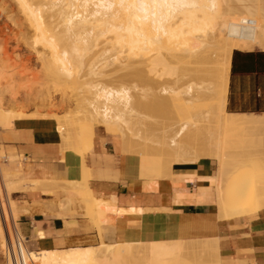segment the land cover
I'll return each instance as SVG.
<instances>
[{
  "label": "bare ground",
  "instance_id": "6f19581e",
  "mask_svg": "<svg viewBox=\"0 0 264 264\" xmlns=\"http://www.w3.org/2000/svg\"><path fill=\"white\" fill-rule=\"evenodd\" d=\"M12 2L17 5L19 12L24 14L25 20L32 28L34 35L32 50L36 52L37 47L41 46L40 51L37 50L36 59L45 66V82L39 85L37 91L26 95L25 99L38 101L39 106L43 107L48 104L50 88L59 90L58 93L60 92L62 97L68 95L67 90H71L76 97L73 111L66 113V116L55 117L50 122L62 129L63 134L67 130L66 138L61 135V130L54 131L58 132L55 134L62 136L63 140L59 141L65 146L62 143L61 145L69 149L65 151L60 147L62 151L72 152L82 159L81 181H68L67 185L68 189L74 191L78 200L86 202L85 198L89 197L92 203L90 204L94 205L89 213L97 222L102 219L97 216L95 206L100 205L105 209L108 204L101 199L93 198L88 189L90 171L83 161L87 139L83 132L84 128L100 129L108 135L121 133L124 138L128 133L139 139L134 126L136 124L141 126L150 114L151 117L158 114L161 117V114L168 115L166 112L171 108L172 110L180 108L178 110L180 112L188 108L184 113L181 112L186 115L182 123L179 121L180 123L173 124L172 128L168 127L162 141L164 147L158 149L162 150V156H174L175 162L183 157L177 161L178 164L198 163L205 156V147L200 144L201 146L195 149L194 145L204 142L206 133L214 126L211 120H217L218 125L226 128L225 130L229 129V132L235 129H242V133L244 130H253L257 133L264 131L263 116L256 117L258 114H252V117L243 114L234 116L227 114L225 110L232 52L256 48L264 50V0H12ZM7 65L10 66L0 59V130L12 129L17 121H24L33 116L20 113L13 116L15 113L11 112L9 105L14 107V103L17 102L15 88L19 83H13L15 80L10 78L12 70L10 71ZM19 89L17 87L18 93L24 88ZM29 90L32 91L31 88ZM192 108L195 109L189 110ZM18 114L24 117H18ZM36 115L33 119L39 117L43 119L47 114L43 117L41 114L39 117V114ZM51 132V137L49 135L48 137L52 140ZM220 133L223 131L220 130ZM60 135L58 137H61ZM130 136H127L128 139ZM55 137L56 139L54 137L53 139L58 140V137ZM232 141H235V138ZM186 149L189 153L190 149L192 150L190 155L193 159L185 155ZM254 156L246 152L227 155L225 159L217 162L214 179L191 175V180L196 179L203 185L187 197L195 198L196 194H200L213 200L216 204L217 219L250 216L254 213L250 211L257 203L252 206L248 204L249 208L251 206L250 209L247 208L248 205L241 206L250 203L245 200L250 186L243 172L249 164L259 167L258 160L261 159L256 160ZM1 166L0 163V195L5 194V202L2 203L0 197V247L4 249L8 220L13 224L19 212L16 210V203L14 204L9 197L17 187L13 181L4 180ZM257 169L260 171L261 168ZM258 171L256 172L259 175ZM187 176L175 175L181 177L180 179ZM180 179H177L179 184L172 181L173 186H179ZM248 181L251 183V180ZM212 182L215 184L213 195ZM84 189L86 192H83ZM183 197L182 194L176 195L175 201L179 202ZM242 201L247 203L243 204ZM234 210H241V213L236 211L239 215H230ZM97 224L95 227L98 228ZM42 238L41 236L40 239ZM172 241L162 239L138 241L144 243L141 248L137 247L138 254H142L139 258L142 264H183L186 259L190 262L191 259L198 261L201 258L207 264H212L213 257L220 255L217 238L190 240L189 244L188 240H185V243L183 240H179L181 242L176 240L179 243ZM100 243L98 246L39 249L28 253L22 248L23 259L26 264H120L130 257L132 246L136 242L100 241ZM181 245L188 247L185 249L186 252ZM214 253L216 254L213 255ZM215 258L219 261L218 264H222L221 258L220 260ZM216 261L213 263L217 264ZM4 264L11 262L6 260Z\"/></svg>",
  "mask_w": 264,
  "mask_h": 264
},
{
  "label": "crops",
  "instance_id": "0c3cea01",
  "mask_svg": "<svg viewBox=\"0 0 264 264\" xmlns=\"http://www.w3.org/2000/svg\"><path fill=\"white\" fill-rule=\"evenodd\" d=\"M227 88L228 112L264 115L263 49L232 52ZM51 128L50 121L24 120L17 121L13 130H0V157L9 152L1 175L17 187L9 196L19 212L13 226L18 222L20 235L27 240L26 248L23 246L27 253L76 247L99 239L97 228L83 216L82 208L72 205L67 209L76 199L74 191L63 184L62 189H68L70 194H51L57 182L81 181L83 176L81 157L72 152L63 156L58 142L48 140ZM103 132L85 140L83 161L90 171L91 196L108 204L105 209L97 205L98 217L106 224L103 235L112 241L104 243L217 238L222 264H264V209L251 216L217 219L210 199L200 194L187 197L203 183L180 179V185L173 186L171 179L160 178L153 187L148 177L141 175L142 159L118 154L117 138L111 142L113 148ZM89 152L92 153L85 156ZM215 168L211 160H202L174 164L171 172L203 177L213 175ZM36 183L45 186L38 187ZM180 194L184 197L176 202Z\"/></svg>",
  "mask_w": 264,
  "mask_h": 264
},
{
  "label": "rangeland",
  "instance_id": "374dc122",
  "mask_svg": "<svg viewBox=\"0 0 264 264\" xmlns=\"http://www.w3.org/2000/svg\"><path fill=\"white\" fill-rule=\"evenodd\" d=\"M12 3H14V2H12V0H0V59L3 62L5 61V64L8 63L10 65V66H8V65L7 66L9 67L10 71L12 70V72H10V74L12 73L10 78H12V80L13 79L15 80V81H13V83L14 84H15V82L19 83V84H16V88H15L17 102L14 103V107H13V105H9V106H11L10 110H11V112L15 113V114H13V116H16L17 113L24 114V115H27V116H30L31 114L33 115V116L31 115L32 116L31 118H29V117L26 118V116H25L26 119H24V120L53 121V119H55V117L57 118L58 116L59 117L60 116L61 117L66 116V113H70V111H73L74 104H76V97L74 96V93L70 92L71 90H67V91H69V93L67 92L68 95L65 96V97H62V94L60 92L58 93L59 90L57 91V90H55V88H50V90L48 91L49 92L48 93V99L49 100L47 99L48 104L47 105L45 104L44 105L45 107L44 106L40 107L39 104H38V101H35V100L28 101V100L25 99L26 95L30 94V92L32 94L33 91H37L38 90L37 88L39 87V85H41V84H43L45 82L44 81V80H46L44 78V76H45L44 67L45 66L42 65L41 62L36 59L37 50L39 49V51H40V49H41L40 47L41 46L37 47L36 52L33 51L34 49L32 48L33 47L32 45H33L34 35L32 33L33 32L32 28H30V26L28 25V22L25 20L24 14H22V12L21 13L19 12V9H18L17 5H15V3L14 4H12ZM31 36H33V37H31ZM15 75H16V77H15ZM22 84H24V85H22ZM26 85H27V87H25ZM29 86H31V87H29ZM17 87H19L20 89L24 88V89H22L24 91L21 90L18 93ZM25 88H26V90H25ZM29 88H31L32 91H30ZM27 89H28V92H27ZM49 95H50V98H49ZM24 100H26V101H24ZM22 101H23V103H22ZM18 102H21V104L18 103ZM28 102H29V104H28ZM33 104H35V105H33ZM173 109L174 110H172V108H171V109H169L170 110L169 112H166V113H168V115L161 114V117H159V114L158 115L156 114L157 116L154 115V116L151 117V114H150L149 118H147V120L144 123L141 124L139 122L141 124V126L136 124L134 126V130H135V133H138L139 139H136L132 135L130 136V134H128V133L125 135L126 138H124V136L122 137L121 133H114L113 135H108L107 133H105V132H103V131H101L99 129H91L89 127L84 128L83 132L85 134V138H87V139L91 138V137L94 138L96 136L98 137L100 132H103L105 134L106 140L109 141L110 143L112 142L113 138H117V140H118L117 148H118V145H119L118 154H122V155H137V156H139L142 159V162L144 163L143 167H142L141 175H142V177L147 176L148 180H149L148 183L152 182V184H151L152 186L155 183H157L158 179H160L161 177L162 178H166V176H168L167 178H169V179L171 178V181H175V183L179 184L177 179H180L181 177H175V175L172 177L171 168H172V166L174 164H178L177 161L183 159V157L181 159L179 158L175 162V157L174 156L173 157L172 156H168L167 157V156H164V155L162 156V153H161L162 150L158 151L159 148L162 149V147H164L162 141H164L163 137L166 136L165 133L167 132V130L169 128H172L173 124H175V123H177L179 121L182 123L184 121V118L186 117V115L184 116V114H181V112L184 113L188 108L185 109L184 112H183V109H182L181 112L178 111L180 108H178V110L176 108H173ZM193 109H195V108H192V109H189V110L192 111ZM175 110L179 114H177V112ZM225 110H226V107H225ZM191 111L189 113H191ZM194 112H195V110H194ZM189 113H188V115H189ZM226 113L229 114V115H233L232 113L228 112L227 110H226ZM36 114H39L38 117L41 116V115H42L41 117H43L45 114H47V115H45L44 116L45 118H43V119L40 118V117L37 118V119L36 118L33 119V117L37 116ZM186 114H187V112H186ZM24 115L21 116V115L18 114V117H24ZM188 115H187V117H188ZM235 115H237V114H234V116ZM243 115H245V114H243ZM249 115L252 117V114H249ZM249 115H245V116L250 117ZM162 116L163 117L166 116V117L162 118ZM238 116H240V115H238ZM238 116H236V117H238ZM259 116H263L264 117V115H257L256 117H259ZM182 118H183V120H182ZM178 119H180V120H178ZM215 122H217V120L216 121H215V119L211 120V123L214 126H212V124L210 123L212 128H210L208 130V132L206 133L204 142L194 145V147L196 149V148H198V146H201L200 144H202V146L205 147V151H206V154L204 153L205 156L202 157L198 161V163L201 162L202 160H211L215 164L216 168H215V172L213 173V175H210V176H207V177H209L210 179H214L215 176H216L217 162L222 160V159H225V157H227V155L228 156H230V155L233 156L234 153L236 155V154H239V152L240 153L241 152H243V153L246 152V154L249 153L252 156L257 155V157L254 156V159L257 158L256 160L261 159L263 161L262 162L261 160H258V161H260L259 164L260 165L262 164L261 166L259 165V167L261 168L260 169L261 173L257 169L259 167H257V165H256V167H257L256 168L255 165H252V164L251 165L249 164L248 168L247 169L245 168L246 170L243 172V173L246 174L245 178L247 177L246 181L248 182V185L250 186V188H249L250 192L247 190V197H246L247 199L245 198V200L246 201L248 200L250 203H253V204L247 203L248 201L247 202L245 201V203H247V204H245L242 201V203L245 204V205H241L242 203L239 204V205L247 206L249 204V205L252 206V205H254L256 203L257 204L261 203L262 204V205H260L261 208H259L260 207L259 204L258 205L256 204V205L253 206V209L255 208L254 210H256V211L257 210H259V211L262 210L264 208V204H263V202H264V193H260V192H264V191H262V190H264V164H263L264 163V160H263L264 159V131L262 130V132L259 131L257 133V131H253V130H248V131L246 130L247 132L244 130L243 133H242V129H235V130H233V131L231 130V132H229L230 131L229 129L225 130L226 128H223V127L219 126L218 122L217 123H215ZM51 124L54 125L53 122H51ZM158 124H159V126H158ZM157 126H158V128H157ZM54 128L55 129L52 128V132H53V134H51L52 135V140L56 139L55 136L58 137L60 135V134H58V135L55 134V133H58V132H54V131H58L59 128H57V126H55V125H54ZM144 128H145V130H144ZM150 128H151L152 131L150 130ZM9 130H13V127H12V129L10 128ZM60 130L62 131V129H59V132H61ZM220 130L223 131V133H220ZM149 132H151V134ZM226 132H229V133H226ZM65 133H67V130L64 132V134H63V131H62L61 135L66 138L68 136V134H65ZM54 134H55V136H54ZM95 134H96V136H95ZM144 134H145V136H144ZM47 135L50 136V134H47ZM231 135H232V137H231ZM259 135H261V136H259ZM62 136L58 137V140H55V141L58 142L59 147H62L65 151H69V149L67 150V149H65L63 147L65 145L62 143V141H59V140H63ZM127 136L128 137L130 136V138L128 139ZM53 137L55 139H53ZM145 138H147V141H145L146 140ZM234 138H235V141H232V139L234 140ZM48 140H51V139L48 137ZM95 141H96V139H95ZM232 142H234V143H232ZM61 143L63 144V146L61 145ZM94 143L95 142L92 143L93 147H94ZM136 143H138V144H136ZM145 145H147V146H145ZM228 145H230V146H228ZM111 146L113 147L112 143H111ZM129 146H130V148H129ZM62 148H60V152H62L61 154L63 155L65 153V151H62L63 150ZM73 148H74L73 150H75V147H73ZM188 151L189 150L186 149L185 155L187 154L186 156H188V155L191 156L190 154H191L192 150L190 149V153ZM91 153L92 152L86 153L85 156L88 155V154H91ZM8 155H9V152L5 151V153L3 154V158L4 159L0 157L1 165L4 164V161L7 159ZM185 155H184V157L186 159ZM218 155L220 157H218ZM191 158L193 159L192 156H191ZM19 160H23V157H20ZM20 164H22L21 161H20ZM159 164H160V166H159ZM162 164H164V165H162ZM247 170H248V172H247ZM256 171L259 172V175H258V173ZM165 172L166 173L168 172V174H166ZM248 174H250V175H248ZM183 179H190V177H187V178L184 177ZM248 180H251V183ZM67 183H68V181H66V182H57L55 185L52 186L53 189L51 190V192H53V193H51V194L60 193L62 196L66 197V193L70 194V191L68 189H62V185L66 184V186L68 187ZM212 183L213 184H211V189H212V193L211 194L213 195L214 194V190H215V186H214L215 184H214V182H212ZM36 185H37V183H36ZM37 186L38 187H43L45 185L41 184V185H37ZM81 186L83 187V184ZM155 186H156V184L153 187H155ZM36 191H39V190H36ZM83 192H86V189H84ZM1 194H3L2 196L0 195V197L2 198L1 199L2 203H4L5 202V194L4 193H1ZM252 194H254V195H252ZM261 196H262L263 199L260 198ZM258 198L261 200V202H259L260 200ZM79 200L76 198L74 200L73 204L68 205L67 209H69L72 205H77L78 208H82L84 210L83 216L88 220L90 225L93 226V227H95L96 224L98 223L97 225H99V227H98L99 229L97 227L96 228L98 230H100V232H98V237H99L98 241H84V242L79 243L77 246H88V245L98 246V245L101 244L100 241L101 242H112V241H108L107 239H105V237L103 235V232H102L103 226H105L106 224L101 222L102 220L97 222L95 220L96 218L92 217L93 215H91L89 213L91 211V207L94 208V205H91L92 203L89 200V197L85 198L86 202H83L81 200L79 201ZM251 200H253V201H251ZM210 201L213 203L214 207L216 208L215 202L213 200H210ZM237 201L239 202V200H237ZM249 205L247 207L248 209L251 208V206L249 208ZM232 206H234V205H232ZM235 206H236V203H235ZM234 207H232V208H234ZM243 209H244V207H243ZM253 209L250 212L251 213L254 212L256 214L257 212H255ZM95 210H96L97 216H98L99 206H95ZM236 211L241 213V210L240 211L239 210H234V211L231 212L230 215H232V214L233 215H239V214H237ZM247 212H249V211L247 210ZM247 212H246V214H247ZM254 213L251 214V215H254ZM102 216L104 217V215H102ZM236 217H238V216H235V218ZM8 221H9V223H7L6 226H7V229H8L10 237L11 238L13 237V234H10V233L14 232L13 230H15L16 233L20 235L19 226L17 224L18 222L15 224V227H14L13 224L10 222V220H8ZM10 224H12V225H10ZM100 239H102V240H100ZM170 241L171 240H169V241L167 240V242H170ZM174 241H176V240H173L172 242H174ZM178 241H176L174 243L181 242V241H179V242ZM189 241L190 240H188V244H189ZM137 242L138 241H132V243H135L136 245L134 244V246H132L133 244H131L132 250H131L130 257L127 258V259H129L128 262L126 261L127 260L126 259V260L122 261V263H120V264H124V263L125 264L126 263L127 264L128 263L129 264L130 263L131 264H134V263L135 264H142L141 259H139V258L142 257V254H138L139 250H137V247L141 248L143 242H140V243L138 242L139 244ZM183 242L185 243L186 241L183 240ZM183 242H182V244H184ZM184 245L188 246L187 244H184ZM181 246L184 247L183 245H181ZM187 248L184 247V250L187 249ZM0 251H1V254H2L3 253V247L2 248L0 247ZM185 252H186V250H185ZM185 252L183 251L184 255L186 254ZM215 254L216 253H214L213 255H215ZM132 255H133V257H132ZM217 255H218V253H217ZM215 257L219 258V260H220V255H219V257L218 256H215ZM215 257H213V261L217 260ZM201 259L200 260L198 259V261H197V259L195 261L191 259L190 262H189V259L188 260L186 259V261L183 264H186L187 261H188L187 264H207L204 260H201ZM213 261L211 260L212 264L215 263V262L213 263ZM216 262H217V264L219 263L218 260ZM4 263H5V260L3 259V263L2 264H4Z\"/></svg>",
  "mask_w": 264,
  "mask_h": 264
},
{
  "label": "built area",
  "instance_id": "2783aa9c",
  "mask_svg": "<svg viewBox=\"0 0 264 264\" xmlns=\"http://www.w3.org/2000/svg\"><path fill=\"white\" fill-rule=\"evenodd\" d=\"M7 231V230H6ZM12 232L13 237L11 238L9 232L6 233V246L3 249V259L9 260L11 264H26L23 259V246L26 248V238L17 234L15 230Z\"/></svg>",
  "mask_w": 264,
  "mask_h": 264
}]
</instances>
